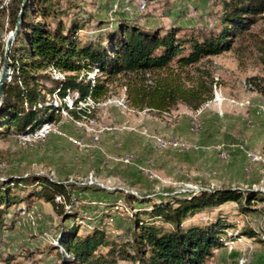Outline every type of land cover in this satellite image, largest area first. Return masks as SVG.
<instances>
[{
  "label": "rangeland",
  "instance_id": "1",
  "mask_svg": "<svg viewBox=\"0 0 264 264\" xmlns=\"http://www.w3.org/2000/svg\"><path fill=\"white\" fill-rule=\"evenodd\" d=\"M229 1L51 0V15L44 19L32 14V19L42 20L50 29L57 23L63 30L77 27L73 35L79 44L94 42L101 34L105 37L121 21L162 34L176 29L180 38L200 39L201 33L222 27ZM12 6L13 0H0L4 51L12 32ZM256 17L231 50L193 66L172 63L162 70L118 75L95 101L75 104L76 91L63 100L47 91L66 74L104 78L97 68L69 73L53 67L43 70L52 78L40 79L39 89L49 104L58 107L54 120L26 133L9 131L0 136V187L7 183L10 195L18 198L2 217L0 264H64L60 239L72 227L77 236L101 237L96 256L133 264L122 259L120 251L133 252L136 226L172 227L149 214L152 205L218 188L253 191L258 198L244 205L246 210L228 201L182 221L183 229L217 221L224 225L223 245L202 264H264V95L249 81L264 77V12ZM172 76L185 86L206 83L211 98L196 110L179 103L169 111L127 99V89L131 97L136 92L141 96ZM64 103L79 117L62 109ZM22 178L25 182L11 183ZM42 178L67 187L70 202L57 199L69 217L58 215L35 195Z\"/></svg>",
  "mask_w": 264,
  "mask_h": 264
},
{
  "label": "trees",
  "instance_id": "2",
  "mask_svg": "<svg viewBox=\"0 0 264 264\" xmlns=\"http://www.w3.org/2000/svg\"><path fill=\"white\" fill-rule=\"evenodd\" d=\"M13 0L10 11V27L15 28L18 14L22 10L19 28L10 45L7 61V76L3 84L0 105V136L13 131L26 133L54 120L53 104H49L39 89L40 79H51L43 70L48 67L62 72H78L84 68H97L104 78L94 80L66 74L61 80H54V86L47 92L56 94L61 100L76 91L78 100L95 101L107 93V83L118 75L140 73L168 68L172 63L179 67L193 66L201 59L221 54L232 49L238 35L256 23L257 15L264 12V0H230L221 19L222 27L210 34H200L189 38L177 36L176 29L161 33L157 29H144L127 21H121L115 29L101 34L94 42L79 44L73 33L77 27L63 30L61 23L54 29L42 20L32 19V14L44 19L51 15V0ZM0 63L3 62L4 48L0 46ZM186 51V52H185ZM20 56L17 58V55ZM1 70V68H0ZM9 71V72H8ZM7 77L9 80H7ZM257 92L264 95V77L249 79ZM127 99L143 102L147 108L169 111L182 103L192 110L199 108L211 98V86L204 82H194L185 86L181 78L172 76L161 79L150 90ZM138 97V99H136ZM142 103V104H143ZM62 109L78 118L64 103ZM86 113V109H80ZM12 180L11 183L25 182ZM40 190L35 195L48 202L58 215L69 217L62 200L70 202L67 187L49 178H42ZM0 187V226L5 208L15 204L17 197L10 195V187L3 183ZM59 198V199H57ZM133 200L145 201L131 195ZM257 193L241 192L236 189L218 188L200 191L190 198L176 199L152 205L149 212L172 227L164 230L153 224L136 226L133 232V252L120 251L121 258L133 264H202L212 255V251L223 245L221 234L224 225L219 221L205 226L181 227L182 221L207 207H215L228 201L240 204L242 210L257 199ZM247 234H250L249 232ZM97 233L77 236L75 227L65 232L60 239L64 253H59L64 264H116L113 258L96 256L94 251L100 245ZM113 252V251H112Z\"/></svg>",
  "mask_w": 264,
  "mask_h": 264
},
{
  "label": "water",
  "instance_id": "3",
  "mask_svg": "<svg viewBox=\"0 0 264 264\" xmlns=\"http://www.w3.org/2000/svg\"><path fill=\"white\" fill-rule=\"evenodd\" d=\"M25 1L26 0H23L22 7L24 6ZM21 14H22V10L18 14V19H17L16 25H15V28L8 35V37L6 38V41H5L4 60H3V64H2V67L0 70V105L2 103V97H3V84H4V82L6 80V76H7L8 53H9L10 45L12 44L14 37L17 33V30L19 28Z\"/></svg>",
  "mask_w": 264,
  "mask_h": 264
},
{
  "label": "built area",
  "instance_id": "4",
  "mask_svg": "<svg viewBox=\"0 0 264 264\" xmlns=\"http://www.w3.org/2000/svg\"><path fill=\"white\" fill-rule=\"evenodd\" d=\"M215 95L217 96V92L215 93ZM45 127V126H44Z\"/></svg>",
  "mask_w": 264,
  "mask_h": 264
}]
</instances>
